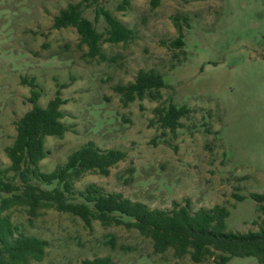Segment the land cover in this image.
<instances>
[{
	"label": "rangeland",
	"instance_id": "374dc122",
	"mask_svg": "<svg viewBox=\"0 0 264 264\" xmlns=\"http://www.w3.org/2000/svg\"><path fill=\"white\" fill-rule=\"evenodd\" d=\"M78 1L0 0V164H9L4 149L14 139L15 121L32 106L33 79L41 106L57 89L66 99L61 121L67 130L45 137L42 171H52L87 141L119 148L126 156L107 176L87 172L75 188L95 183L151 208L186 200L192 210L223 204L230 210L227 230H256L261 218L248 196L264 192V0H160L156 6L151 0H84V15L99 32L106 22L102 15L95 20L97 7L134 32L127 42L102 43L96 56L74 27L52 26L61 8ZM180 34L183 44L173 45ZM141 68L164 77L161 99L124 104L114 86L133 81ZM169 102L190 108L175 133L154 122V108ZM11 214L24 232L48 241L45 257L34 264H79L100 255L116 264L212 263L177 257L172 249L156 253L133 227L97 220L87 227L54 209L32 219L23 209ZM226 264L261 263L249 256Z\"/></svg>",
	"mask_w": 264,
	"mask_h": 264
},
{
	"label": "trees",
	"instance_id": "16d2710c",
	"mask_svg": "<svg viewBox=\"0 0 264 264\" xmlns=\"http://www.w3.org/2000/svg\"><path fill=\"white\" fill-rule=\"evenodd\" d=\"M84 0L69 3L53 17L54 28L72 26L81 43L88 46L91 56L102 55L104 42H127L134 36L110 11L97 7L95 20L102 15L106 22L104 32L96 29L94 22L84 15ZM160 0H151L156 6ZM129 4V0H123ZM123 8V5L119 6ZM172 44H183L180 34ZM25 83V79H22ZM29 101L32 106L15 121V136L4 149L9 159L7 166L0 164V264H34L46 254L48 241L24 232L12 218V210L23 209L29 219L39 216L44 209H54L79 217L90 227L97 220L104 226L124 225L136 228L152 241L153 251L163 253L172 249L177 257L189 254L193 262L209 258L211 264H226L232 257H254L264 263V192H251L249 198L256 203L261 221L256 230L234 232L227 230L226 220L230 210L223 204L211 207L190 208L172 202L170 209L151 208L147 204L125 197L118 191H104L95 183L77 190L75 182L87 172L107 176L110 168L126 156L119 148L102 149L93 141H87L72 150L63 163L52 171L40 169V161L49 151L45 147L46 136L61 137L67 130L61 119V105L66 99L57 89L45 106L37 101L40 92L30 81ZM167 86L162 74L153 69H138L133 81L117 84L114 90L124 104L135 99H161V89ZM155 120L161 129L172 133L182 127L180 119L190 113L186 105L169 102L154 108ZM238 199L245 196L236 195ZM114 244L113 238L109 241ZM79 264H116L109 255L85 258Z\"/></svg>",
	"mask_w": 264,
	"mask_h": 264
}]
</instances>
